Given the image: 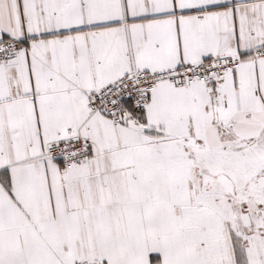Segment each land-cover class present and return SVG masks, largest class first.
<instances>
[{
  "label": "snow or ice",
  "instance_id": "obj_1",
  "mask_svg": "<svg viewBox=\"0 0 264 264\" xmlns=\"http://www.w3.org/2000/svg\"><path fill=\"white\" fill-rule=\"evenodd\" d=\"M0 264H264V0H0Z\"/></svg>",
  "mask_w": 264,
  "mask_h": 264
}]
</instances>
